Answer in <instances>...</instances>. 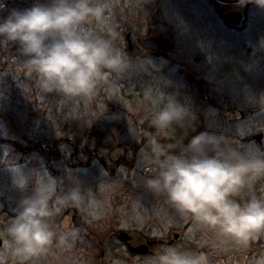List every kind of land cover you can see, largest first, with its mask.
<instances>
[{
  "label": "flooded vegetation",
  "instance_id": "af4514ba",
  "mask_svg": "<svg viewBox=\"0 0 264 264\" xmlns=\"http://www.w3.org/2000/svg\"><path fill=\"white\" fill-rule=\"evenodd\" d=\"M149 1L152 0H109L108 23L113 25L119 33L118 38L114 41V46L120 49L130 60L132 66L128 68L148 63L149 69H156V71L141 73L125 70L117 76L112 74L109 78L110 83H101L95 93L97 97H101L102 105L106 107L102 110L105 111L104 118H101V121L98 120L102 124L97 126L99 132L108 131L110 134L115 131L121 137L124 146L132 145L136 140L135 147L131 149L126 147L130 152L129 156L126 155L124 148L118 146L110 148L111 145L107 143L108 138H106L107 144L104 145L96 126L85 128V131L83 127H73L70 130L74 132L84 131L81 132L85 135L83 139L63 136V116L69 115V110L75 106L80 118L86 119L84 113L88 112L90 115L91 112L95 111L91 105L92 98H84L85 100L80 97L65 99L56 93H43L37 87L35 77L25 78L20 71L19 64L26 58L20 55L18 45H0V155L7 157L0 158V231L6 228L11 218L14 217L19 201L32 195L41 178L50 177L56 180L57 192L53 201L56 196L76 189L73 184L69 187V178L78 185L87 184L89 186L86 191L87 194L86 192L80 193L84 197L80 209L78 207L65 208L54 218L58 226L67 223L79 230L82 223L89 219L94 221L95 215L98 217L104 214L108 215L117 196L112 194H118L117 201H119L121 197L119 191L124 192L122 187L125 186L126 188L132 184V181L136 183L134 199L138 203L136 206L133 205L132 210H130L131 205L127 203L125 206L122 205L124 215H128L121 220V223L128 224L127 227L123 228L126 231L112 233L107 240L122 241L120 239L121 233L139 235L146 242L147 251L146 254L132 253V256L140 258L150 256L154 249L167 245H175L182 250L190 251L189 247H186L188 244L186 242L189 241L191 229L197 225L190 220L177 217L174 214L176 213L174 209L169 208L162 199L155 198L150 192L147 191L148 195L145 194L147 195L145 198L139 195V192L143 190L142 180L148 174H154L156 171L155 165L150 162L151 151L147 143L148 138L144 134L147 132L151 136L157 137L161 143H186L192 136L202 132L214 135L223 134L235 142L233 147H239L241 151L264 154V97L259 98V95L264 96V46L262 50L259 49L260 45H264V14L254 17L252 14L256 7L254 4H246L240 7L238 2L221 3L217 0H203L207 20L195 32L191 40L192 45L189 46L192 48L190 50L185 45L174 44L172 40L173 30L168 24L169 21L166 25H162L150 17L145 24L140 20L134 22L131 16L133 14L141 15L143 12L145 15L146 9L149 10L147 7ZM40 2L43 3L44 0H40ZM33 3L34 0H2L0 2V19L6 17L14 9L23 10L31 7ZM211 6L213 12L210 9ZM226 7H230V9L225 11L224 8ZM226 15L229 16V19ZM91 27L96 28V25L93 24ZM248 27L257 29L253 39L245 37L249 30ZM233 39L240 41L233 43ZM129 43H132V49H130ZM177 55L181 56L182 60ZM208 58H211L212 61L214 59L219 60L221 70L237 76L240 82L241 79L248 82L245 102L249 98H255L250 102V106L244 107L242 110L233 104L231 97L238 100L236 94L241 91L231 90L225 82H219L222 77L216 80V77L212 76V72L207 70L209 67L204 65V60ZM164 68L172 70V79L167 78L165 81H161L154 76ZM230 80L232 81L233 78L231 77ZM167 83L177 85L175 87V100L186 108L187 105L183 99L178 98V92H185L188 89V92L192 94L198 93L199 102L208 107L209 113L212 115L211 118L206 113V120L215 121V124L204 130L188 118L183 127L174 125L160 131L151 128L149 122L145 126L126 128L125 125L119 123L117 117V123L112 120L117 115L121 117L119 110H117L118 105L112 101L115 99L127 101L128 98L131 101L130 105H141L147 109L144 100L145 91L166 93L168 90ZM110 92H112V101H108L107 97ZM257 99H262L260 100L262 103ZM37 100L42 101V105H29V102ZM148 111L153 113L150 109ZM22 116H29L32 119L45 116L49 117L50 122H57L59 125L54 124L53 134L48 135L49 137H46L45 140H37L25 134L16 135V133H25L24 130H17ZM105 118L111 119L112 123L106 122ZM215 118L216 120H214ZM56 119L58 120L56 121ZM109 124L111 126L107 128ZM54 125L50 127L52 128ZM157 131H160L161 134ZM42 133L44 134L45 131ZM96 164L106 172L105 178L101 177V179H104L108 187L110 185V189L114 190L110 194L113 199L109 197L102 207L97 208L94 207L96 202L93 199L94 172L99 171L95 169ZM15 173L16 175H14ZM20 177H24L25 184H22ZM98 179H100V173ZM90 186L94 188L90 189ZM249 195H264V179L260 180L251 192L241 193L240 198L246 199ZM142 198H149L150 207L145 209V212L154 213L151 214L150 218L144 217L146 213L141 207ZM131 215L132 217H129ZM167 221V235L160 237L162 235L160 233L164 232L158 226L165 229L162 224ZM145 223H148V228L160 229V232L156 234L157 236H147L136 231ZM198 227L200 229L205 228ZM129 231L131 232L129 233ZM208 236V244L205 242L206 245L198 252L206 253L209 256L210 264H213V262L211 263L213 259L217 260V263L214 262L215 264H225L217 256L216 251L223 260L234 258V264H246L264 251V237L244 248L231 240L219 237L214 230ZM199 239L206 241L202 237ZM76 241H93L96 243V238L90 235L86 237V234L80 230L79 238ZM220 241H225V247L220 246ZM124 247L129 250L126 244ZM244 251L247 253L243 254ZM80 254H86V252L81 251ZM86 264L88 263L86 262Z\"/></svg>",
  "mask_w": 264,
  "mask_h": 264
},
{
  "label": "clouds",
  "instance_id": "9594fccd",
  "mask_svg": "<svg viewBox=\"0 0 264 264\" xmlns=\"http://www.w3.org/2000/svg\"><path fill=\"white\" fill-rule=\"evenodd\" d=\"M2 2V0H0ZM264 10V0H237ZM109 0H34L31 7L12 10L0 19V45H18L25 57L19 64L25 78H36L43 93L62 98H91L98 85L110 83L113 73H122L131 62L114 46L119 33L108 23ZM96 25V28L91 25ZM149 120L160 131L183 127L190 113L174 98ZM150 147L155 173L142 180L143 188L162 199L177 217L247 248L264 237V195L251 192L264 179V154L241 151L223 134L207 132L186 143H161L144 134ZM140 182V181H139ZM56 180L41 178L31 196L22 198L10 223L0 231V264L11 257L15 264H32L55 243L70 247L80 230L56 225L54 218L65 208L84 201L78 188L53 197ZM147 264H210L204 252L186 251L175 245L154 249ZM251 264H264V253Z\"/></svg>",
  "mask_w": 264,
  "mask_h": 264
},
{
  "label": "rangeland",
  "instance_id": "374dc122",
  "mask_svg": "<svg viewBox=\"0 0 264 264\" xmlns=\"http://www.w3.org/2000/svg\"><path fill=\"white\" fill-rule=\"evenodd\" d=\"M148 4L149 5L147 7L149 8V10L146 9L147 13L145 15L143 12L141 15L133 14L131 16L134 19V22L135 20L136 21L140 20L145 24L150 17H153L155 21H157L159 24H162V25H166V23H168L167 21H169L168 24L172 27V30H173L174 39L172 38V40L175 45H185L187 47L192 45L191 40L193 39L195 32H197L199 27L202 26L204 22L207 20V12L205 11L206 8L204 6L203 0H152V1H149ZM153 9L154 11H151ZM210 9L213 12L212 6L210 7ZM228 9H230V7L224 8L225 11ZM208 12H210L209 9H208ZM252 14L254 15V17L261 16L264 14V10L255 7ZM248 29H249L248 33L245 35V37L247 39H253L256 35L257 29L254 27H252L251 29L250 27H248ZM239 41H240L239 39H233V43H238ZM263 46H264L263 44L260 45L259 49L262 50ZM191 49L192 48H190V50ZM179 57L181 58V56ZM180 60H182V58ZM204 62H205L204 65L209 67L207 68V70L212 72V76L216 77V80L222 77L221 79H219V82L221 81L225 82L227 86L231 88V90L241 91L238 93L236 91L237 93L236 96L238 100L236 98L233 99V97H231L233 100V104L236 105V107L244 110V107L250 106V102L252 100H255V98L253 97L249 98L247 102H245L247 98L246 89H248L247 81L241 79V82H242L241 83L237 76L228 74V72L222 71L220 68L221 63L217 59H214L212 61L211 58H208L204 60ZM130 66H132V64H130ZM126 71L127 72L139 71L141 73H152V72H155L156 69L150 70L148 67V63H146V64H142L139 66L130 67ZM118 74L119 73H115V74L113 73V76L115 75L117 76ZM154 76L158 79H161V81H165L167 78H170V79L173 78V72L171 69L164 68V70H159V72ZM231 77L233 78L232 81L230 80ZM167 86H168V90L166 93L153 92L151 90L145 91V94H146L145 99H144L145 107L148 110L150 109L151 111H153V113L159 110V108L162 106L161 104L162 94H163L164 99L168 97H172L174 99L176 98L175 87L177 85L175 83L173 84L167 83ZM197 94L198 93L192 94L188 92V89H187V91L185 92L179 91L178 98L180 100L183 99L184 103H186L187 109L189 110V113H190V117L188 118H190V120L195 122L196 126L202 127L205 130V128L212 127V125L215 124V121H211L209 119L206 120V117H207L206 113L209 114V117H211L212 115H210L208 107H206L203 103L199 102ZM111 95H112V92H110V95L107 94L108 101H112L111 98L113 97ZM262 97L264 96L259 95V98H262ZM91 98H92V101H91L92 109L95 111L91 112L90 115H88V112L84 113L86 115V119L82 120V118H80V116L76 112L77 108H75V106L74 108L69 110V115H67L66 117L63 116V124H62V127H63L62 135L63 136H72V137H77L79 139L80 138L83 139L85 135L82 134L81 132H84L85 128L88 129L90 128V126L97 127V126L102 125L101 123H99V121H101V118H104L105 111H102V110L106 109V107L102 105L101 97L99 98L97 97V95H94ZM260 100L259 102L262 103ZM112 102H115L116 105H118L117 110H119V114L121 115V117H118V115L113 117L112 120L113 121L115 120V122L117 123L119 119L120 121L119 123H122L123 125H125L126 128L139 126V125L141 126L148 125L147 122H149L151 116L153 115V113H151L147 109H144V107H141V105L140 106H137L136 104L130 105L131 101L128 100V98H127V101H122V100L118 101L117 99H115ZM41 103L42 101L37 100V101L29 102V105L37 106V105H42ZM133 103L135 102L133 101ZM36 110H39V109H36ZM57 120L58 119H56V121ZM112 120L105 118L106 122L112 123ZM214 120H216V118ZM54 124L59 125V123L57 122L56 123L50 122L49 117L44 116V117L32 119V118H29V116H26L20 119V126L17 129L18 131L24 130L25 133H16V135L25 134V135H29L30 137H34L37 140H45L46 137H49L51 136V134H53V129L55 127ZM52 125L54 126L51 128L50 126ZM110 126L111 124H109L107 128H110ZM73 127H76V128L83 127L84 131H81V130L79 132L70 131ZM43 131H45L44 134L42 133ZM97 131L99 132L98 127H97ZM157 132L161 134L160 131H157ZM71 133H75V134H71ZM99 136L100 137L102 136L104 145L106 143V138L109 139L107 143L111 145L110 148H112L113 146L124 148L126 150L127 156L130 155V152L126 149V147L128 149H131L132 147L136 146V140L132 145L124 146L121 141V137H119L115 131H112L110 134L108 133V131L101 132ZM139 137L140 135L138 136V139ZM77 138L76 140H78ZM3 156L4 155H0V158L1 157L7 158ZM95 169L99 170V171L94 172L95 190H94L93 199H95V202H96L94 207L97 208V207H102V205H104V203L108 200V198L110 197V194H112L114 190H111L110 189L111 186L109 185L108 187V185L106 184V181L104 179H101V177L105 178L106 172L103 171V169L98 164L95 165ZM99 173H100V179H98ZM14 175H16V173ZM20 180L22 184H25L24 177H20ZM68 183H69V187L71 184H73L75 188H78L81 194L85 193L89 189V186L87 184L78 185L71 178L68 179ZM131 183L132 184H129L128 186H126V188L125 186L122 187V190L123 191L125 190L124 192L119 191V195L121 194L119 201H117L118 194H112L113 196L115 195L117 196L114 200V204L112 208L110 209L108 215L104 214L101 217H98L95 215L94 221L89 219L80 225V230L82 231V233H85L86 237L90 235L96 238V243H94L93 241H75L74 243H72L70 247H61L54 243L44 255L37 258L35 261L32 262V264H86V262L88 264H101L102 260L104 264H147L149 256H146L143 258H140L137 256L134 257L132 256V253L134 252L130 251V249L126 250L124 247L125 244L122 241H108L109 240L108 238L111 236L110 234L118 233V232H125L126 230L123 228L128 226V224L121 223L122 219H125L126 217H128L127 214L124 215V209L122 205L125 206V203L131 205L130 210H132L134 208L133 205L136 206L138 203V201L134 199V192L136 191V185H135L136 183L132 181ZM92 188L94 187L90 186V189ZM142 189L143 190L139 192V195H142V197L145 198L147 197L148 193L144 188ZM113 196L110 198L113 199ZM143 198H142L143 204H141V207L144 213H146V215L144 214V217L148 216V218H150L151 214H154V213L145 212V209L150 207L149 198L147 199H143ZM96 204L98 205L96 206ZM151 205H153V203H151ZM78 208L80 209V206ZM174 214L177 216L176 213ZM129 217H132V215ZM162 225L165 226V229L158 226L164 232V233H160L162 234L160 237H164L167 235L166 230L168 228V221L166 223H163ZM147 226H149L148 223H145L144 225H142L141 228L139 227L140 229L136 231L140 232L143 235L146 234L147 236H152V235L157 236L156 234L160 232L159 228H156V227L148 228ZM211 231L212 230L208 228L200 229L198 226L193 227L190 231L189 241L186 242L188 243L186 247H189L188 249L190 251L198 252L202 247L208 244L207 243L209 242L208 234H211ZM130 232L131 231H129V233ZM207 232H210V233H207ZM200 237L204 238L206 241H200L199 239ZM205 242L206 244H204ZM220 246L225 247V241H220ZM81 251L86 252V254H80ZM242 253L245 254L247 252L244 251ZM261 253H264V251ZM216 254L218 257L221 258V260L225 264L235 263L234 258L223 260L222 256L217 251H216ZM212 262L213 264H215L214 262L217 263V260L215 261L213 259L211 260V263ZM7 264H15V261L11 257H8ZM246 264H251V261H248Z\"/></svg>",
  "mask_w": 264,
  "mask_h": 264
},
{
  "label": "water",
  "instance_id": "95a60500",
  "mask_svg": "<svg viewBox=\"0 0 264 264\" xmlns=\"http://www.w3.org/2000/svg\"><path fill=\"white\" fill-rule=\"evenodd\" d=\"M217 1L221 3H237V0H217ZM226 17L228 18L229 16L226 15ZM129 45H130V49H132L131 47L132 43H129ZM120 239L122 240L124 244L127 245L130 251L136 254H144L147 251L146 242L137 234H124L123 233L120 235ZM101 264H104L103 260L101 261Z\"/></svg>",
  "mask_w": 264,
  "mask_h": 264
}]
</instances>
